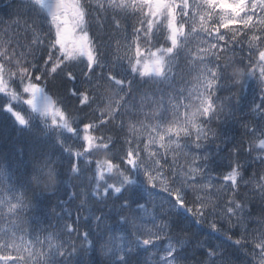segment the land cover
Returning a JSON list of instances; mask_svg holds the SVG:
<instances>
[{
    "label": "snow or ice",
    "instance_id": "obj_1",
    "mask_svg": "<svg viewBox=\"0 0 264 264\" xmlns=\"http://www.w3.org/2000/svg\"><path fill=\"white\" fill-rule=\"evenodd\" d=\"M9 8L0 264H264V0Z\"/></svg>",
    "mask_w": 264,
    "mask_h": 264
},
{
    "label": "trees",
    "instance_id": "obj_2",
    "mask_svg": "<svg viewBox=\"0 0 264 264\" xmlns=\"http://www.w3.org/2000/svg\"><path fill=\"white\" fill-rule=\"evenodd\" d=\"M10 3L11 0H0V19H8V13L12 11L9 8ZM33 147L34 145L26 136L18 135L14 129L6 124H0V148L6 150L22 149L28 154L31 153ZM73 183H78V181H73Z\"/></svg>",
    "mask_w": 264,
    "mask_h": 264
}]
</instances>
